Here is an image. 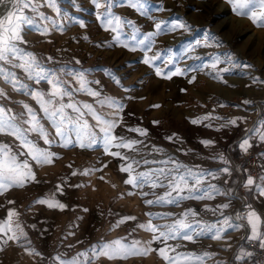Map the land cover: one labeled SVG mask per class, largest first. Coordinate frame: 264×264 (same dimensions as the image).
<instances>
[{"label": "rangeland", "instance_id": "rangeland-1", "mask_svg": "<svg viewBox=\"0 0 264 264\" xmlns=\"http://www.w3.org/2000/svg\"><path fill=\"white\" fill-rule=\"evenodd\" d=\"M97 2L109 7L97 8L93 0H56L59 8L56 12L47 6L46 0H40L39 11L48 19L36 17L34 26L25 27L27 43L21 47L33 53L49 72H59L69 80L74 101L92 104L102 118L113 119L117 108L98 101L108 98L122 106L115 117L121 121L115 132L142 141L134 146V150H121L122 154L141 161L139 166H134L136 171L145 170L146 166L142 164L145 158L171 157L185 169L203 171V186L215 185L222 194H214V199L183 200L178 206L147 205L146 199H155L152 190L147 186L140 189L125 184L127 174L119 170L124 161L105 154L101 145L66 148L57 139L49 146L33 133L31 139L56 155L52 164L32 162L36 181L23 187H12L0 195V222L7 220L8 211L14 209L19 215L12 218L13 228L18 223L26 234L19 242L7 243V237L0 234V264H58L57 256L70 260L79 253H87L91 257L90 264H163L155 251L109 259L94 255V249L98 253L104 243L121 238L129 244L140 241L139 247H143L152 234L138 225L148 222V213L153 214L152 223L159 225L170 223L187 209L195 210L199 214L196 219L207 223L222 220V211L233 224L243 227L228 229L219 240L205 236L196 238L195 242L176 239L169 243L179 244V251L197 255L209 253L203 264H234L236 256L245 252L243 240L249 226L245 219L237 221L233 216L232 195L239 181L242 155L249 151L257 157L260 173L254 179L255 185L246 187L252 194L245 192L244 195L251 208L264 220V197L258 195L256 187L264 184L261 180L264 177V141L260 140V135L264 134V27L255 26L247 17L237 16L228 0ZM220 4H223L224 17L230 23L227 22L228 27L221 25L216 29L223 16L211 12L209 6ZM140 5L147 15L141 14ZM108 13L131 22L123 25L118 39L117 33L105 24ZM28 14L32 15L31 12ZM241 20L244 22L238 26ZM160 21H179L188 28L161 32L154 37L155 43L148 55L160 52L162 59L152 66L146 65L143 63L144 50L137 46L136 40L155 32V23ZM45 27L47 32H44ZM239 31L245 33L239 34ZM133 34L136 40L132 39ZM195 41H200V45H195ZM189 44L193 47L189 48ZM49 56L52 61L47 60ZM169 56L174 63L165 67L164 61ZM215 57L222 63L213 69ZM157 67L164 75H156ZM176 67L182 69L183 74L171 75ZM223 68L230 71H219ZM9 70L16 72L27 88L14 91L12 85L0 77V89L8 95L7 99L0 97V106L11 108L17 114L23 111L24 104L39 111V106L27 92L32 89L47 91L49 85L45 81L37 85L27 79L23 71ZM65 73H83L89 81L88 88L100 95L92 97L84 91H76L79 85ZM39 115L44 126L54 134L43 113ZM202 117L208 118L197 124L191 123ZM88 119L95 123L90 117ZM233 120L235 124L228 123ZM131 128L146 129L147 136L130 132ZM244 139L251 144L247 151L240 148ZM205 140L212 143H201ZM0 142L15 143L8 136H0ZM225 167L229 169L228 173L222 171ZM207 173L215 174L216 178ZM57 186L61 191H57ZM163 191L165 189L160 188L155 193L158 195ZM141 192H149V195L144 197ZM50 198L65 205L63 210L36 203L38 199ZM223 204H229V207L215 214L205 210L206 206L216 208ZM164 213H171L172 217L156 218V214ZM127 216H134L135 220L117 227V221ZM261 231H264V224ZM151 247L156 249L160 245L153 243Z\"/></svg>", "mask_w": 264, "mask_h": 264}, {"label": "snow or ice", "instance_id": "snow-or-ice-1", "mask_svg": "<svg viewBox=\"0 0 264 264\" xmlns=\"http://www.w3.org/2000/svg\"><path fill=\"white\" fill-rule=\"evenodd\" d=\"M97 8H108V4L102 5L93 0ZM139 2V0H138ZM233 12L237 16L247 17L255 26L264 27V0H228ZM47 6L59 12L56 0H46ZM41 4L40 0H0V77L5 82L12 85L14 91H24L27 85L23 84L17 77L16 72L9 69H18L25 73L27 79L33 80L35 84L39 85L41 81H45L49 88L47 91L40 89H32L27 92L29 96L39 106V111L34 109L29 104L23 105V111L14 113L11 108L0 106V136L12 137L14 144L0 142V195L12 187H23L26 183L36 181V174L33 171V163L36 165L52 164L55 158V153L47 148L41 147L36 141L31 139L33 133L36 134L39 140L44 144L51 145L57 141L61 142L62 147L78 146L81 149L92 148L96 145H101L105 154L118 157L124 161L120 166V171L126 173L124 183L134 188L143 189L147 186L152 190L155 199H146L144 202L147 205H179L183 200L187 199H214V194L220 193V189L215 185H208L204 187L205 173L203 171H193L192 169H185V166L178 161L169 157L168 159H143L142 164L146 166L143 171H136L134 166H139L141 161L126 154H122L121 150H134V146L142 141L135 139H128L120 136L115 132L119 126L120 120L115 118L118 115L122 106L118 102L108 100L98 101L100 103L108 102L113 107L117 108V113H114V118L111 120L102 118L97 114L92 104H79L74 101L72 96V83L65 80L59 72H49L43 64L36 58V56L27 52L21 45L27 43L24 39L25 27H31L36 24V17L41 20H47L48 17L39 11ZM137 7V4H133ZM142 15H147L143 6L140 5ZM31 12L32 15L28 13ZM108 18L105 24L108 28L117 33L116 38H119L121 29L125 23L131 24L130 21H122L120 17L113 16L108 13ZM98 19L101 16L98 15ZM83 26V24H81ZM188 26L179 21H160L155 23V32L149 33L143 39L136 40L135 34L132 39L136 40L137 46L144 50L143 63L146 65H154V62L161 60V53L156 52L152 56L148 52L152 50L155 43L154 37L161 32H170L177 29H186ZM47 32V27L44 28ZM86 39V37H85ZM195 45H200V41H195ZM204 46H208L205 44ZM193 47L192 44L188 45ZM133 51L135 49H132ZM199 58V57H197ZM52 57H47L48 61H52ZM77 63H79L77 61ZM165 67L173 64V59L169 56L164 61ZM222 63L219 57L214 58L211 67L216 69ZM7 65L9 67H4ZM219 71L228 72L230 69L223 68ZM183 74L182 69L176 67L175 72L171 75ZM71 77V80L79 86L76 91H84L92 97H98L100 94L88 88L89 81L83 73H65ZM156 75H164L161 68H156ZM171 75L168 78H171ZM194 79V78H193ZM255 79V78H254ZM98 83V82H97ZM0 97L8 98L7 93L0 89ZM249 103V101H245ZM158 107V106H156ZM39 113H43V117L47 119L54 134L50 133L48 129L41 122ZM91 118L95 123H90L88 118ZM202 117L193 119L191 123L197 124L203 119ZM230 124L236 122L229 121ZM130 132L138 133L140 136H147L146 129L131 128ZM172 140L173 137H167ZM260 140L264 141V134L260 135ZM205 145H210L212 141H201ZM251 147L248 139H244L240 144V148L247 151ZM116 149V150H113ZM159 152L160 150L157 149ZM223 160V156L220 157ZM156 165V167H151ZM107 167V165H105ZM224 173H228L229 169H222ZM76 173H73L75 175ZM213 179L215 174L207 173ZM264 181V177H261ZM255 185L254 179L249 176L247 178L245 187ZM258 195L264 197V184L256 185ZM165 189L162 194H156V189ZM57 191H61L60 186H57ZM132 193H129L131 195ZM141 195L147 197L149 192H141ZM9 203H14L9 201ZM38 204H44L49 208H60L63 210L65 205L57 202L54 198L38 199ZM229 204L217 205L216 208L205 207L206 211H211L213 214L220 209L228 208ZM244 217L237 214L238 219H245L247 226L250 227L251 235L248 239L259 240L260 247L264 248V231H261V226L264 224L261 216L251 208ZM86 211V209H85ZM19 214L15 210L8 211V219L0 222V234L7 237L8 241L19 242L22 238H26V234L20 228L19 224L13 228L12 218ZM150 219L146 224L138 225L139 228L144 229L152 234L149 241L144 242L143 247L140 241H132L131 244L125 242L123 238L104 243L97 253L94 249V255H103L109 259L124 258L130 254L147 255L149 252L155 251L163 264H203L204 258L209 256V253L197 255L191 252L179 251L181 247L179 244L172 245L169 241L182 239L185 241L195 242L196 238L210 236L212 239L219 240L230 228L239 230L243 225L233 224L229 217L224 216L221 211L222 220L218 219L216 223H207L196 219L199 215L193 209H187L180 214L178 218H173L170 223L153 224L151 217L152 213L147 214ZM172 217L171 213L156 214V218L168 219ZM192 217L191 220L188 218ZM135 220L134 216H127L117 221L119 224L126 221ZM11 233V234H9ZM158 243L160 247L153 249L151 245ZM39 255L38 253H35ZM245 255L250 253L242 252L236 256L237 260H242ZM83 258V259H82ZM58 264H90L91 257L87 253H79L76 257L70 260H65L59 256L55 258Z\"/></svg>", "mask_w": 264, "mask_h": 264}, {"label": "built area", "instance_id": "built-area-1", "mask_svg": "<svg viewBox=\"0 0 264 264\" xmlns=\"http://www.w3.org/2000/svg\"><path fill=\"white\" fill-rule=\"evenodd\" d=\"M242 168L238 169L239 181L237 188L234 191V209L233 216L237 221L241 219L237 218V214L240 217L246 216L249 211V205L251 206L248 198L244 195L246 194V181L249 176L253 179L257 178L260 173L259 161L256 156H254L250 151L242 155ZM243 240L245 252L251 255H245L242 260L235 259L234 264H264V248L260 247L259 240L248 239V237Z\"/></svg>", "mask_w": 264, "mask_h": 264}, {"label": "bare ground", "instance_id": "bare-ground-1", "mask_svg": "<svg viewBox=\"0 0 264 264\" xmlns=\"http://www.w3.org/2000/svg\"><path fill=\"white\" fill-rule=\"evenodd\" d=\"M210 7H211V8H210ZM222 7H223V4H220V5L217 6V7L209 6V8L211 9V12L223 16V18L219 19V21H218V24H219V25H217L216 29H217L218 27H221V25H222V26L225 25V26L228 27V26H229L228 23H230V20H229V19H226V18L224 17V16L226 15V10H225L224 8L222 9ZM227 22H228V23H227ZM243 22H244V20L239 21L238 26H239L240 24H242ZM241 33H245V32H243V31H239V34H241Z\"/></svg>", "mask_w": 264, "mask_h": 264}, {"label": "crops", "instance_id": "crops-1", "mask_svg": "<svg viewBox=\"0 0 264 264\" xmlns=\"http://www.w3.org/2000/svg\"><path fill=\"white\" fill-rule=\"evenodd\" d=\"M251 187V186H250ZM247 191L248 192H251V189L250 190H247V188H246V193H247ZM250 194H252V193H250ZM247 235H246V237H249L250 235H251V230H250V227H249V229H248V233H246ZM243 248L245 249V247L243 246Z\"/></svg>", "mask_w": 264, "mask_h": 264}, {"label": "trees", "instance_id": "trees-1", "mask_svg": "<svg viewBox=\"0 0 264 264\" xmlns=\"http://www.w3.org/2000/svg\"><path fill=\"white\" fill-rule=\"evenodd\" d=\"M243 167V166H242ZM247 194L250 195V192L247 191Z\"/></svg>", "mask_w": 264, "mask_h": 264}]
</instances>
